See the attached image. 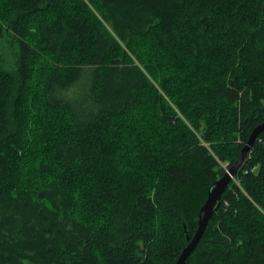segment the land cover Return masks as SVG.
I'll use <instances>...</instances> for the list:
<instances>
[{
  "label": "trees",
  "instance_id": "trees-1",
  "mask_svg": "<svg viewBox=\"0 0 264 264\" xmlns=\"http://www.w3.org/2000/svg\"><path fill=\"white\" fill-rule=\"evenodd\" d=\"M0 264H175L264 121V0H0ZM185 264H264V131Z\"/></svg>",
  "mask_w": 264,
  "mask_h": 264
},
{
  "label": "water",
  "instance_id": "water-1",
  "mask_svg": "<svg viewBox=\"0 0 264 264\" xmlns=\"http://www.w3.org/2000/svg\"><path fill=\"white\" fill-rule=\"evenodd\" d=\"M263 131L264 121L252 130L246 144L241 149L240 155L233 166H231L221 178L211 183L208 187L206 199L199 209L197 229L191 239L186 236L187 244L182 249L175 264H185V261L188 258L189 254L192 252V250L200 240L207 222L219 207L221 196L228 187L231 179L236 175V171L239 165L242 163V160L244 159L246 153L250 150L258 135Z\"/></svg>",
  "mask_w": 264,
  "mask_h": 264
},
{
  "label": "rangeland",
  "instance_id": "rangeland-1",
  "mask_svg": "<svg viewBox=\"0 0 264 264\" xmlns=\"http://www.w3.org/2000/svg\"><path fill=\"white\" fill-rule=\"evenodd\" d=\"M0 54L2 55L3 59L6 61L5 63L8 64L11 61L10 52L6 47V43L3 40H0Z\"/></svg>",
  "mask_w": 264,
  "mask_h": 264
}]
</instances>
